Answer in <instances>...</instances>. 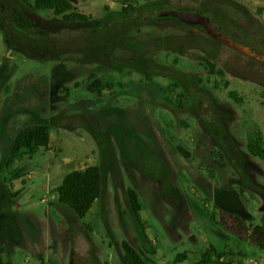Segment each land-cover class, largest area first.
I'll return each instance as SVG.
<instances>
[{
    "label": "rangeland",
    "instance_id": "rangeland-1",
    "mask_svg": "<svg viewBox=\"0 0 264 264\" xmlns=\"http://www.w3.org/2000/svg\"><path fill=\"white\" fill-rule=\"evenodd\" d=\"M153 1L73 0L102 27L68 25L62 36L50 31L48 48L89 54L88 61H65V78L75 74L66 82V96L62 88L50 90L59 61L27 57L5 41L7 33L17 45H42L24 39L32 29L13 20H51L54 12L28 16L22 0H0V179L7 192L0 213L11 211L23 223L35 220L43 233L26 232L40 238L34 247L4 240L5 262L124 264L123 241L150 264H226L219 259L264 256V249L222 224L219 203L232 193L237 201L226 199L228 208L248 211L254 225L264 219V198L252 189L264 186V161L247 149L249 132L264 133V0L170 2L208 14L249 52L201 26L159 16ZM128 4L132 11L120 14ZM200 102L209 105L205 115ZM35 122L51 127L49 146L23 154L6 170L1 160L18 131ZM92 165L102 168L106 190L81 219L58 203L57 187L69 172ZM128 188L139 193L147 240L129 209ZM182 253L186 258L177 259Z\"/></svg>",
    "mask_w": 264,
    "mask_h": 264
},
{
    "label": "trees",
    "instance_id": "trees-1",
    "mask_svg": "<svg viewBox=\"0 0 264 264\" xmlns=\"http://www.w3.org/2000/svg\"><path fill=\"white\" fill-rule=\"evenodd\" d=\"M26 4V9L29 14H36L39 10H52L55 17L51 20L40 18V16H34L35 19L16 18L13 22L22 24L24 27L32 29L33 33L30 38L24 37L28 42H39L42 45L32 46L31 44L20 45L16 44V41L8 37L5 33V41L10 50L19 51L30 58H35L40 61L56 60L59 63L54 67L52 74L51 91L55 93L57 89H61L68 96L70 88L66 85V82L72 81L75 78V74L68 72L65 78L64 63L68 60L88 61V52L85 53H68L57 48H48L47 44L50 31H53L57 35H64L67 30L66 26L70 25H91L94 28H100L101 21L93 19L92 16L79 12L75 6L73 0H22ZM171 0H154L152 3L157 6V10L160 12L165 8H177L178 10H188L187 8L177 5H171ZM172 6V7H170ZM133 9L131 4L124 5L120 14H129ZM61 17V18H59ZM177 19V18H175ZM178 20V19H177ZM12 22V23H13ZM57 22H61L63 26H59ZM43 26L44 29H41ZM92 27V28H93ZM55 29V30H54ZM101 29V28H100ZM92 35L93 33L90 32ZM14 40V41H13ZM52 53V54H51ZM73 77H72V76ZM229 95L240 101L235 91H230ZM51 140V127L47 123L35 122L32 124L24 125L17 133L9 155L3 157L1 160L5 169H9L23 154L33 155L39 151L40 148H47ZM248 152L259 157L264 161V133L260 130L256 132L248 133L247 140ZM6 180L0 179V209L2 202L6 197ZM106 176L102 168L98 165L88 166L85 169L73 170L65 175L62 183L57 187L58 203L70 208L79 218H84L94 206L97 200L102 199L106 190ZM256 183V182H254ZM258 188L253 187V191L261 195L264 198V186L257 184ZM10 196H15V193H8ZM126 200L131 213L135 219L137 227L140 229L141 234L145 240L148 239L146 234V225L141 216L143 205L139 196V193L133 189L128 188L125 192ZM232 196V193H231ZM225 197V196H223ZM235 197V196H234ZM232 196V200H234ZM237 201V197H235ZM225 204L219 202L224 208L223 219L225 222L222 224L231 231L234 235L240 239H248L253 242L257 247L264 249V219L261 224L254 225V216L246 210H242L239 207H229L228 200L224 198ZM260 210L264 212V204L261 205ZM21 232L18 227V219H16L11 211L0 213V264L3 262L2 255L4 254V247L1 243L4 240H11L14 246L20 245ZM213 249V248H211ZM122 261L124 264H150L151 260L137 250L130 242H122ZM152 254H156V250H152ZM186 253H182L177 259H185ZM179 261V260H178ZM6 264H12L8 262Z\"/></svg>",
    "mask_w": 264,
    "mask_h": 264
},
{
    "label": "water",
    "instance_id": "water-1",
    "mask_svg": "<svg viewBox=\"0 0 264 264\" xmlns=\"http://www.w3.org/2000/svg\"><path fill=\"white\" fill-rule=\"evenodd\" d=\"M161 17L171 16L177 18L180 22L191 25V26H201L214 38L219 39L228 46L244 52H249L250 47L244 46L235 40L227 36L226 33L219 30L218 26L212 23V20L208 14L202 13L197 10H178L177 8H165L160 12ZM199 110L202 115H205L209 105L200 102L198 104Z\"/></svg>",
    "mask_w": 264,
    "mask_h": 264
},
{
    "label": "crops",
    "instance_id": "crops-1",
    "mask_svg": "<svg viewBox=\"0 0 264 264\" xmlns=\"http://www.w3.org/2000/svg\"><path fill=\"white\" fill-rule=\"evenodd\" d=\"M229 196V197H228ZM231 193L229 195H226V199H231ZM18 227H19V230L21 232V235L23 237V243L21 245H18L16 247H24L25 245H27L28 247H34L36 244H38L39 242V239H34V238H31L29 235V233H26L28 231H33V232H38L39 235H42L43 236V233L41 232L42 231V228L40 227V224L39 222L35 221V220H27V223H23L21 220H18ZM43 240V239H41ZM243 240V239H242ZM245 241H249L254 247H257L253 242H251L250 240L248 239H244ZM40 243V242H39ZM211 248H214L212 246H210ZM157 252V250H156ZM238 253H241V251H238ZM223 254H221L222 256ZM260 261H257L258 264H264V256H261L260 258ZM246 260L247 258L245 257V259L243 260V262L239 261L235 256L232 258L230 257L229 259H226V257H221L219 259V262L221 263H226V264H247L246 263ZM3 262L6 264L8 262H5L3 260ZM42 264H44L42 261H41ZM66 261H59V262H56V264H65ZM13 264V263H12ZM71 264V263H70Z\"/></svg>",
    "mask_w": 264,
    "mask_h": 264
},
{
    "label": "built area",
    "instance_id": "built-area-1",
    "mask_svg": "<svg viewBox=\"0 0 264 264\" xmlns=\"http://www.w3.org/2000/svg\"><path fill=\"white\" fill-rule=\"evenodd\" d=\"M247 264H258L256 260H252V259H247L246 260ZM169 264V263H168Z\"/></svg>",
    "mask_w": 264,
    "mask_h": 264
}]
</instances>
